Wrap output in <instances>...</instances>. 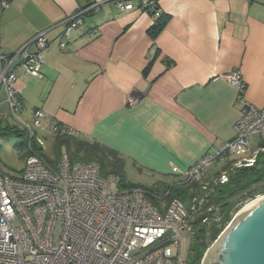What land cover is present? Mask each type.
I'll return each mask as SVG.
<instances>
[{
	"label": "crops",
	"instance_id": "1",
	"mask_svg": "<svg viewBox=\"0 0 264 264\" xmlns=\"http://www.w3.org/2000/svg\"><path fill=\"white\" fill-rule=\"evenodd\" d=\"M93 3L100 9L66 36L64 21ZM158 8L154 31L150 11H121L114 0H10L0 51L11 55L47 31L43 78L18 70L23 106L25 94L45 93L34 112L117 150L126 173L179 182L172 164L184 172L234 136L243 106L229 74L239 70L244 98L264 105V0H158ZM129 94L139 101L129 105Z\"/></svg>",
	"mask_w": 264,
	"mask_h": 264
},
{
	"label": "built area",
	"instance_id": "2",
	"mask_svg": "<svg viewBox=\"0 0 264 264\" xmlns=\"http://www.w3.org/2000/svg\"><path fill=\"white\" fill-rule=\"evenodd\" d=\"M140 1V8L160 16L158 0ZM114 3L121 11L140 4L135 0ZM9 6L10 0H0V16ZM99 8V3H93L65 20L64 34L68 36L89 12ZM51 44L43 31L11 55L0 51V88L15 118L23 106L18 97V70L43 78L41 67ZM34 45L37 48L31 51ZM227 78L238 89L243 106L242 116L233 126L234 136L211 148L184 172L172 164V171L182 173L185 181L199 180L226 154L248 152L252 136L264 141V105L257 107L244 98L246 85L239 70ZM138 101L136 96L127 97L129 105ZM34 116L37 128L41 127L40 118L48 119L53 136H80L40 109ZM21 124L29 134L25 165L13 175L0 170V264H184L187 234L195 229V208L190 209L180 198L158 208L150 202L148 189L122 190L115 174L102 176L96 162H74L68 151L55 161L49 160L35 129ZM243 162L252 165L254 159ZM227 180L228 175L222 174L220 181ZM252 200L246 205L257 197Z\"/></svg>",
	"mask_w": 264,
	"mask_h": 264
},
{
	"label": "trees",
	"instance_id": "3",
	"mask_svg": "<svg viewBox=\"0 0 264 264\" xmlns=\"http://www.w3.org/2000/svg\"><path fill=\"white\" fill-rule=\"evenodd\" d=\"M149 13L152 17L155 16L153 11ZM163 18L162 13L159 17L153 18L155 23L152 30L160 29ZM18 97L21 100L19 94ZM0 130L25 138L24 146L26 149V143L29 139L27 130L9 125L1 127ZM54 137L57 140L56 159L61 155L62 147L66 146V151L70 153L74 162H96L100 167L102 176L115 174L119 178L120 189L146 188L128 180L125 159L117 150L88 138L83 139L68 135H54ZM36 147L43 153L41 146L36 144ZM259 148L258 151L250 149L243 155L226 154L223 160L219 159L213 164L215 167L207 168L199 180L185 181L182 179L168 187L163 186L164 188L162 187L159 193H153L149 190V200L158 208H161L163 202L180 198L190 209L195 208L197 210L194 211L195 229L191 264H202L207 249L221 235L237 212L246 205L248 200L264 194V143ZM256 151L257 154H255ZM250 158L254 159L252 165H246L242 162L243 159ZM240 161L242 164L238 165ZM224 173L228 175V180L221 182L219 178ZM205 217L207 220L203 221Z\"/></svg>",
	"mask_w": 264,
	"mask_h": 264
},
{
	"label": "rangeland",
	"instance_id": "4",
	"mask_svg": "<svg viewBox=\"0 0 264 264\" xmlns=\"http://www.w3.org/2000/svg\"><path fill=\"white\" fill-rule=\"evenodd\" d=\"M91 5H89L90 7ZM100 9V8H99ZM97 9V10H99ZM141 10H144V6L140 8ZM149 9V8H148ZM97 10H92L89 12V15L96 12ZM132 10V9H131ZM148 11V10H145ZM151 12V11H150ZM87 25V24H86ZM31 48V46H30ZM36 45H34V50H36ZM1 89L0 93H2ZM3 93L5 94V91L3 90ZM25 106H22L21 111H23V114H19V118H15L11 112L10 105L7 101H4L3 103H0V128L1 127H6V126H15L18 127L19 129H23V125L21 122L24 124H27L31 126V128H34L35 131H37V135L42 139L43 141V146H44V152L46 157L49 160L55 161L57 158V140L55 137H53L50 134L49 128H48V123L45 121V119L40 118V124L41 127L37 128L35 124V116H34V111H33V106L36 104H40L41 100L44 99V95H41L35 91L32 94L29 95L31 98H27V94H25ZM132 95V94H129ZM128 95V96H129ZM6 96V94H5ZM127 96V97H128ZM1 97V95H0ZM33 101V102H32ZM40 101V102H39ZM30 103V104H29ZM251 150H259L260 145L264 143L262 138L260 136H252L251 138ZM23 145V146H22ZM25 138L20 137L16 134L9 133L4 130H0V170L4 173L13 175L17 172H20V170L24 167L25 165V156H26V149H25ZM62 149L64 151L66 150V146H63ZM257 151L255 154H257ZM243 162V161H242ZM242 162H239L238 165H241ZM215 167L212 165L210 168ZM127 174L129 177V181L134 183V184H140L146 189L153 191V193H159L161 191V188L164 186H169L173 185L177 182V180H170L168 182H159V179L154 176V173L144 171L142 172L139 169H135L132 166H129L127 169ZM221 178V177H220ZM219 178V180H220ZM162 179V177H161ZM161 181V180H160ZM163 187V188H164ZM159 188V190H158ZM264 198V194L258 195L257 199ZM256 199V198H254ZM253 199V200H254ZM252 200V201H253ZM205 221V219L203 220ZM192 245H193V234L188 233L187 234V241H186V253H185V261L184 264H191L192 261Z\"/></svg>",
	"mask_w": 264,
	"mask_h": 264
},
{
	"label": "water",
	"instance_id": "5",
	"mask_svg": "<svg viewBox=\"0 0 264 264\" xmlns=\"http://www.w3.org/2000/svg\"><path fill=\"white\" fill-rule=\"evenodd\" d=\"M202 264H264V198L237 212L207 249Z\"/></svg>",
	"mask_w": 264,
	"mask_h": 264
},
{
	"label": "flooded vegetation",
	"instance_id": "6",
	"mask_svg": "<svg viewBox=\"0 0 264 264\" xmlns=\"http://www.w3.org/2000/svg\"><path fill=\"white\" fill-rule=\"evenodd\" d=\"M160 15H161V13H160Z\"/></svg>",
	"mask_w": 264,
	"mask_h": 264
}]
</instances>
